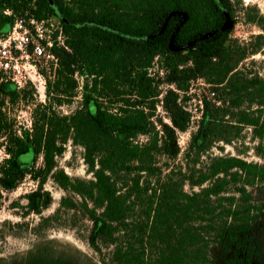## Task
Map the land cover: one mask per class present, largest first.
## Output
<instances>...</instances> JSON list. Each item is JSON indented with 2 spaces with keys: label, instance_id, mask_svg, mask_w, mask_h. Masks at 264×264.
<instances>
[{
  "label": "trees",
  "instance_id": "obj_1",
  "mask_svg": "<svg viewBox=\"0 0 264 264\" xmlns=\"http://www.w3.org/2000/svg\"><path fill=\"white\" fill-rule=\"evenodd\" d=\"M224 12L232 18L233 0H0V36L30 18L60 28L63 44L53 33L56 62H47L55 98L73 97L82 82L77 110L63 115L36 105L26 128L5 105L25 93L0 80V188L13 190L26 176L23 158L41 157L39 175L51 174L75 196L63 197L59 209L83 212L90 247L110 249V264H213L212 247L220 264H254L262 254L264 200L247 187L264 183V165L212 155L192 168L169 167L180 151L177 134L190 123L180 93L197 80L211 85L219 105L201 102L195 153L230 144L225 135L234 129L238 136L242 127L251 128L264 153V79L237 71L249 53L232 43V26L221 29ZM162 80L170 88L160 95ZM238 97L255 104L252 114L239 111ZM158 102L170 121L161 130L150 119ZM237 115L238 127L224 123ZM68 141L82 148L91 179L72 181L56 170ZM40 198V191L28 196L38 214Z\"/></svg>",
  "mask_w": 264,
  "mask_h": 264
},
{
  "label": "rangeland",
  "instance_id": "obj_2",
  "mask_svg": "<svg viewBox=\"0 0 264 264\" xmlns=\"http://www.w3.org/2000/svg\"><path fill=\"white\" fill-rule=\"evenodd\" d=\"M231 20L232 43L245 48L249 53L239 64L237 71L247 77L256 75L264 79V0H233ZM34 60L37 62V72L44 82L43 89H39L37 83L27 80V83L18 89L25 93L26 98H20L14 103L10 101L5 103L7 109L14 113L18 123L26 128L31 127L30 112L34 106H51L54 110L67 115L80 107L82 94V82L79 79L73 97L55 98L54 77L49 65L44 59ZM159 68L160 63L156 61L151 74L155 75L160 71ZM1 72L0 80L10 81V73ZM159 77L163 78L162 75ZM169 88L165 80L158 83L160 95ZM203 100L216 103L211 94V85L204 80L193 82L187 94L180 93L179 103L188 112L190 123L185 132L177 134L180 151L177 159L169 162V167L192 168L202 161L205 162L207 157L212 155L237 157L248 163L264 165V153L259 150V140L253 135L250 127H242L238 136L235 135L236 130H230L225 135L232 139L230 144L217 142L209 151L201 155L195 153L191 148V136L198 128ZM236 101L240 106L239 111L252 114L255 110V104L251 105L246 98L239 100L238 97ZM239 118L240 115L233 120L225 117L224 123L228 122L238 127L235 123ZM150 119L156 130H161L163 124L170 125L168 114L160 102L156 104ZM83 153L80 146L68 141L64 154L56 160V170L62 171L72 181L91 179L83 160ZM5 158L4 143L0 139V165ZM22 162L29 171L17 187L10 191L0 188V264H27L29 259L34 264H55L58 258L74 264H110V249L101 247L99 253L90 247L88 237L91 224L83 212L59 209L62 198L66 196L73 198L74 194L67 195L51 174L47 177L39 175L37 169L42 166L41 157L32 163L31 156H28L23 158ZM247 189L254 200H264V183L254 182ZM185 190L191 189L186 185ZM196 190L195 188L194 191ZM36 191L41 193L38 204L43 208L39 214L30 208L28 200V196ZM259 239L262 254L254 264H264V230L260 231ZM211 251L215 257L213 264H220L216 248L212 247Z\"/></svg>",
  "mask_w": 264,
  "mask_h": 264
},
{
  "label": "built area",
  "instance_id": "obj_3",
  "mask_svg": "<svg viewBox=\"0 0 264 264\" xmlns=\"http://www.w3.org/2000/svg\"><path fill=\"white\" fill-rule=\"evenodd\" d=\"M53 22L33 18L28 21L16 20L8 33L0 36V71L10 73V81L17 89L22 88L27 80L43 89L44 82L37 72L34 59H44L46 63L49 60L56 62L51 53V36L57 32L58 44H63V38L60 28Z\"/></svg>",
  "mask_w": 264,
  "mask_h": 264
},
{
  "label": "water",
  "instance_id": "obj_4",
  "mask_svg": "<svg viewBox=\"0 0 264 264\" xmlns=\"http://www.w3.org/2000/svg\"><path fill=\"white\" fill-rule=\"evenodd\" d=\"M171 14L173 15L174 13H171ZM224 17H225V22H224V24H223V26H222L221 29L222 30H228L229 28H231L232 20H231L230 15L227 12H224ZM186 18H187V16L186 15H183V19L181 21V24L184 23V21L186 20ZM169 49L172 50V51L175 50L174 47L172 46V44L169 45ZM181 49H183V48H181Z\"/></svg>",
  "mask_w": 264,
  "mask_h": 264
}]
</instances>
